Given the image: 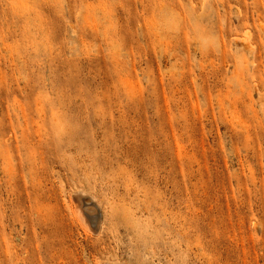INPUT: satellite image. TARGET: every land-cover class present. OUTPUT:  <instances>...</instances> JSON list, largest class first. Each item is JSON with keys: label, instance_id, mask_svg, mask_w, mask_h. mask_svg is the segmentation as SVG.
Returning <instances> with one entry per match:
<instances>
[{"label": "rangeland", "instance_id": "obj_1", "mask_svg": "<svg viewBox=\"0 0 264 264\" xmlns=\"http://www.w3.org/2000/svg\"><path fill=\"white\" fill-rule=\"evenodd\" d=\"M102 259L264 264V0H0V264Z\"/></svg>", "mask_w": 264, "mask_h": 264}, {"label": "bare ground", "instance_id": "obj_2", "mask_svg": "<svg viewBox=\"0 0 264 264\" xmlns=\"http://www.w3.org/2000/svg\"><path fill=\"white\" fill-rule=\"evenodd\" d=\"M72 213L85 232L99 235L105 225V214L99 199L85 188H74L71 193ZM97 264H132L127 259L98 260Z\"/></svg>", "mask_w": 264, "mask_h": 264}]
</instances>
